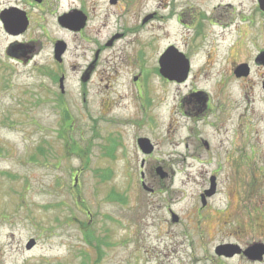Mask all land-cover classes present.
I'll return each instance as SVG.
<instances>
[{
	"label": "rangeland",
	"instance_id": "1",
	"mask_svg": "<svg viewBox=\"0 0 264 264\" xmlns=\"http://www.w3.org/2000/svg\"><path fill=\"white\" fill-rule=\"evenodd\" d=\"M84 3L96 14L87 33L104 21L106 34L126 29L120 43L126 57L97 61L83 96L73 33L58 25L62 9L47 16L46 51L54 39L64 38L65 66L78 65L67 75L68 93L59 106L58 77L52 82L33 64L8 61L3 50L11 38L0 25V264H264V95L252 75L233 77L238 56L229 51L249 0ZM195 5L201 12L224 6L197 36L198 22L190 15ZM39 35L32 26L21 40ZM170 45L193 52L181 84H166L158 75V58ZM206 52L210 63L202 67ZM9 63L11 75L3 71ZM134 63H140V86L131 81ZM197 90L230 114L253 112L257 124L251 131L242 128L237 143L232 126L221 131L203 126L197 135L212 145L210 156L199 147L195 153L201 156L190 157L194 134L182 126L183 100ZM148 99L151 106L143 108ZM139 137L153 145V159L143 168ZM112 139L118 143L114 159L103 154ZM159 167L164 178L155 171ZM95 170L112 174L102 181ZM212 175L216 195L199 210V195ZM111 192L124 202L110 200ZM83 226L99 245L87 243ZM30 239L35 246L26 250Z\"/></svg>",
	"mask_w": 264,
	"mask_h": 264
},
{
	"label": "flooded vegetation",
	"instance_id": "2",
	"mask_svg": "<svg viewBox=\"0 0 264 264\" xmlns=\"http://www.w3.org/2000/svg\"><path fill=\"white\" fill-rule=\"evenodd\" d=\"M119 0H107L109 5H116ZM195 2L201 0H194ZM261 0H249L248 5H244L245 9L243 12L239 13L238 25L234 29L236 38L232 43V47L229 49L230 52H234V55L238 56L232 62L231 72L233 77L237 80H242L245 78H250L252 75L256 79V84L260 89L261 93L264 95V5L260 3ZM67 5H72L71 8H67ZM85 5V6H84ZM76 6V7H75ZM230 7V5H225ZM89 7V6H88ZM223 7L221 5H213L210 10L205 12L199 11L200 8L191 6V18H194L196 22V36L199 35L203 29V22L206 21L209 16L217 15L219 10ZM66 8V9H63ZM57 9H62V13L58 18V25L60 28L67 32H72L75 39L74 43H77L79 51L75 55L80 65V76L79 85L83 92V96L86 95L85 87L92 82V75L95 72L97 61L102 60L103 63L108 62L109 58L122 59L126 57L122 53V47L120 49V43L125 35L126 29L120 28L118 31L110 32L108 30L107 34L103 32L107 28V22L104 21L100 24L98 30L94 32H86V28L95 19L96 14H94L93 9L87 8V5L82 4V0H0V25L6 36L11 38V41L5 46L3 50V56L13 63L21 64H33V68L39 72L41 75L49 77L52 82L57 80L58 82L62 78V88L59 87V94L57 95L58 106L65 103V96L68 93L66 87L67 75L69 72H73L78 66L76 62H70L66 64L67 54L69 52L68 41L64 38H57L52 41V48L50 52L46 51V48L42 44V39L47 41V34L44 28H46V17L55 15ZM209 12V13H208ZM183 15L185 12H180ZM226 13V11H225ZM228 13V12H227ZM221 15V14H220ZM9 17L13 20L17 18H22L26 21V28L22 32L6 31L4 29L3 20ZM75 18H81L83 22L76 24L74 26L71 23ZM213 18V17H210ZM34 26L36 29H40L42 35L39 37H31L30 39L21 40V38ZM113 30L112 28H110ZM135 32V28L131 29ZM130 30V31H131ZM136 33V32H135ZM57 42H62V52L59 56V61L55 59V44ZM47 43V42H46ZM117 53V55H116ZM184 56L188 59L189 72L192 68V51L182 52ZM108 54V57L104 56ZM123 56H122V55ZM206 60L200 62V66L209 65V52H206ZM231 55H229L230 57ZM136 58L140 62V50L139 53L136 51ZM48 61L52 63L47 66ZM136 66V73L132 76L131 81L137 83L140 86V63H134ZM52 67L55 71H51ZM12 64L3 70L5 74L11 75ZM157 73H155L156 75ZM189 74V73H188ZM159 75V74H158ZM160 80L166 84H181L183 82H177L176 80H168L162 78L160 75ZM107 88V86H105ZM83 102L86 99L83 97ZM209 102V104H208ZM186 104L185 112H183L182 117L184 124L182 126L188 129L194 136L192 141L194 142V147L192 154L189 156L194 157L196 155L201 156V154H196L195 150L199 147L203 148L207 156H210L208 151L211 149L212 145L209 141L198 138L199 130L203 126H209L211 128L217 129L219 131L223 130L226 125L232 126L233 131H235L234 140L236 143L239 139V132L245 128L246 130H252L254 125L257 124L258 116L254 115L253 112H249L250 115L245 113H235L232 114L221 109L220 104L211 103L206 97L204 91H193L183 100ZM152 104V100L148 99L146 106L149 107ZM69 110H64V113L70 116ZM264 116H260V121L264 122ZM151 123V121H149ZM180 124V123H179ZM175 127V126H174ZM169 126V128H173ZM248 127V128H247ZM217 131V134L219 133ZM231 140V144L234 143ZM248 139L246 143H249ZM144 164L148 159H153V155L143 156ZM141 159V160H142ZM198 159V158H195ZM231 160V159H230ZM229 160V161H230ZM231 162V161H230ZM159 164V162H157ZM214 175H212L213 177ZM217 188V184H216ZM206 189H203L205 191ZM216 192L211 196L205 197V205L201 206L199 210L205 209L209 206L210 200L216 195ZM200 198V195H199ZM201 199V198H200ZM170 213V209H169ZM219 249V248H218ZM220 250V249H219ZM216 252V251H215ZM212 260V259H209ZM192 264H199L198 261ZM203 264V263H202Z\"/></svg>",
	"mask_w": 264,
	"mask_h": 264
},
{
	"label": "water",
	"instance_id": "3",
	"mask_svg": "<svg viewBox=\"0 0 264 264\" xmlns=\"http://www.w3.org/2000/svg\"><path fill=\"white\" fill-rule=\"evenodd\" d=\"M261 4L264 5V0L260 1ZM83 22L81 18H75L74 21L71 23L72 26L79 24ZM4 29L6 31H14V32H22L26 28V21L22 18H17L15 20L6 17L3 20ZM62 43L58 42L55 46V59L59 61V56L62 52ZM188 62L184 58V56L179 53L175 48L168 47L165 52L160 56L158 59V65H159V73L160 75L168 80H176V81H182L185 79L187 70H188ZM60 88H62V78L59 80ZM137 145L139 149L144 154H150L153 150L152 145L150 144L149 140L146 138H139L137 140ZM143 165V164H142ZM141 165V166H142ZM156 173L160 175L161 178H164L166 176V173L162 171V169L159 167L156 170ZM143 188L147 189L146 186L143 184ZM214 181L212 179L210 189L205 192V195L210 196L214 193ZM204 195L202 196V205H204L203 200ZM177 218L172 215V222H176ZM34 246V240H30L27 245L26 249L29 250ZM257 251H259V247L257 246L255 248Z\"/></svg>",
	"mask_w": 264,
	"mask_h": 264
},
{
	"label": "trees",
	"instance_id": "4",
	"mask_svg": "<svg viewBox=\"0 0 264 264\" xmlns=\"http://www.w3.org/2000/svg\"><path fill=\"white\" fill-rule=\"evenodd\" d=\"M117 144L118 143H116L115 141L109 140V145H108V147L105 148L103 154L110 159H114L113 152H114V149L116 148ZM95 172H96V174H98L97 173L98 171L95 170ZM111 174H112V172L107 170L103 174H98V175L100 177V180L105 181V180L110 178ZM109 199L114 200V201H120L122 203L124 202L123 197H120L115 192H111V194L109 195ZM83 229H84L83 232L85 234V240L87 241V243L89 245H92V242H96V244H98V245L100 244L101 240L94 236V232L92 230H90L84 226H83ZM96 251H97L98 255H100V250L97 249Z\"/></svg>",
	"mask_w": 264,
	"mask_h": 264
},
{
	"label": "bare ground",
	"instance_id": "5",
	"mask_svg": "<svg viewBox=\"0 0 264 264\" xmlns=\"http://www.w3.org/2000/svg\"><path fill=\"white\" fill-rule=\"evenodd\" d=\"M178 22H179L178 20H177V21H173V23H174L175 25L178 24ZM249 255H251V252H249ZM249 255H248V256H249Z\"/></svg>",
	"mask_w": 264,
	"mask_h": 264
}]
</instances>
